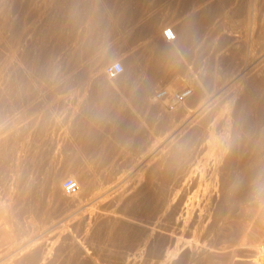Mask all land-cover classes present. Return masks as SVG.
<instances>
[{
  "label": "rangeland",
  "instance_id": "obj_1",
  "mask_svg": "<svg viewBox=\"0 0 264 264\" xmlns=\"http://www.w3.org/2000/svg\"><path fill=\"white\" fill-rule=\"evenodd\" d=\"M0 1L5 2L0 4V21H5L0 22V53H5L4 58L0 55V77L5 74L0 82V264H126L134 248L127 245L124 236H139L141 216L135 213L139 216L135 218L127 212L125 200L112 205L109 197L105 204H95L94 191L86 186L105 175L121 180L119 195L139 191L154 161L162 160L151 147L153 142L162 141L174 125L181 126L188 111L195 109L200 90L210 93L216 80H229L239 67L264 65V0ZM168 26L178 33L173 42L165 41L162 35ZM158 58L163 65H149ZM117 61L123 63L125 72L109 79L104 69ZM100 64L101 77L96 78ZM247 77L250 80L231 87L215 102L212 109L217 115L229 113L233 117L245 96L253 103L263 102L254 74ZM185 88L192 90L191 95L172 109L156 98L161 89L176 92ZM144 89L149 91L143 99ZM97 110L105 113L98 123L92 120ZM259 113L253 117L258 118ZM177 119L180 122L175 123ZM88 126L94 127L97 136L85 141ZM234 131L230 139H244ZM255 137L244 139V145L241 142V156L252 159L253 151L256 154L259 146L264 148V142L258 145ZM82 178L89 181L85 184ZM66 179L77 183L74 192L62 189ZM263 180L264 167L257 168L246 180L248 191L256 193L260 185L263 188ZM261 191L263 194L264 189ZM72 195L79 199L78 207L71 204ZM241 203L229 209L214 243L198 263L264 264V203ZM112 210L119 213L110 220L105 213ZM115 233L116 242L111 239Z\"/></svg>",
  "mask_w": 264,
  "mask_h": 264
},
{
  "label": "bare ground",
  "instance_id": "obj_2",
  "mask_svg": "<svg viewBox=\"0 0 264 264\" xmlns=\"http://www.w3.org/2000/svg\"><path fill=\"white\" fill-rule=\"evenodd\" d=\"M77 1H79V0H77ZM81 1L82 0H80V2ZM2 2L5 4L4 1H2ZM14 2H13V4H14ZM17 2H18V0H17ZM26 4H27V1H26ZM53 4L54 3H52V5ZM98 4L100 6L102 5L100 3H98ZM4 7H5V5H4ZM8 7H9V5H8ZM8 10H6V12ZM35 10H37V8ZM45 12H46V10H45ZM100 13H98V15ZM20 14H21V12H20ZM67 14H68V11H67ZM9 15H10V13H9ZM9 15H8V17H9ZM94 16L97 17V14L94 15V13H93V17ZM10 17H13V16L10 15ZM32 17H34V16H32ZM96 17H94V18H96ZM15 18H17V17H15ZM97 19H100V18H97ZM0 20H1V18H0ZM18 20H20V19H18ZM27 20H28V18H27ZM90 20H92V18H90ZM35 21H37V20H35ZM93 21L96 23L95 20H93ZM0 22L4 23L5 21L4 22L3 21H0ZM16 22H18V21H16ZM88 22H87V24H88ZM90 23H93V22H90ZM5 24L7 25V23H5ZM64 24H65V22H64ZM14 25H16V24H14ZM16 26H15V28H16ZM53 26H55V25H53ZM64 26H66V25H64ZM38 27H40V26H38ZM87 27H89V25H87ZM90 27H92V24H91ZM7 28H9V27H7ZM57 28L55 27V29H57ZM50 29H51V27H50ZM17 30H18V28H17ZM30 30H32V29H30ZM19 31H20V28H19L18 32ZM175 31H177V30H175ZM52 32H53V28H52ZM52 32H50V33L53 34ZM18 34H16V35H18ZM56 34H58V33H56ZM176 34L178 36V33L177 32H176ZM2 35L4 36V34H2ZM43 35H45V34H43ZM3 36H2V38H3ZM13 36H15V35L13 34ZM9 37H12V36L10 35ZM24 37H25V35H24ZM14 39H15V37H14ZM22 39H23V37H22ZM36 39H38V38H36ZM7 41H6V43H7ZM9 41H11V40H9ZM25 42H27V41H25ZM25 42L23 44H25ZM43 43H45V42H43ZM7 44H9V43H7ZM69 44H70V42H69ZM20 47H22V46L20 45ZM20 47H19V49H21ZM35 47L36 46H34V48ZM41 47H43V45ZM7 48H8V46H7ZM9 50H10V48L8 49V51ZM37 50H38V48H37ZM41 50H42V48H41ZM16 51H17V49H16ZM44 51L46 52L45 49H44ZM37 52L35 51L34 54H36ZM16 53H18V52H16ZM46 53H45V55H47V56H45L44 54H42V55H44L45 57H48V55H50V54H48V53L46 54ZM88 53L89 52H87V54ZM0 55H1V53H0ZM4 55H5V53H4ZM4 55H1V56H3V58H4ZM11 55H10V57H11ZM42 55H40V56H42ZM7 56H8V54H7ZM53 56H55V55H53ZM5 59H6V57H5ZM33 59H34V57H33ZM46 60L48 61L49 59H46ZM3 61H4V59H3ZM51 61H53V60H51ZM51 61H49V62L52 63ZM103 64L102 65L101 64L98 65V66H100V68L96 72L97 74L95 73V75H96L95 77L96 78H100L101 77L100 70H101V67L103 66ZM32 66H33V64H32ZM35 66L36 65H34V67ZM42 66H44V65H42ZM243 66H245V65H242L241 67H243ZM250 66H252L251 69H249L247 72H245ZM54 68H56V67H54ZM54 68H52V69H54ZM60 68H61V66H60ZM80 68H78V70ZM146 68H148V67H146ZM0 69H1V67H0ZM37 69H34V70H37ZM40 69H41V67H40ZM66 69H68V68H66ZM71 69H72V67H71ZM71 69L69 68V70H68L69 74L71 72L70 71ZM82 69H83V67L80 70H82ZM88 69H89V67H88ZM88 69H86V70H88ZM132 69L134 70L135 69V66ZM7 70H9V69H7ZM84 70H82V71L84 72ZM66 71H64V72H66ZM68 72L66 74H68ZM123 72H125V69L123 70ZM58 73H57V75H58ZM251 73H252V75L254 74V76H255V79H253L255 81V83H257L255 85H258L259 90L261 91V93L263 95L261 99L264 98V65H261V64L260 65H248V66H245V68H240L239 67V69L237 70L236 74H234L233 76H230L231 77L230 79L227 77L229 80L225 79V82H218L216 80L215 83L213 82L214 85H212L213 86V89L211 90V92L208 90L210 93H207V92H204V91H201V90H200V92L198 91L199 93L198 92L197 93L199 94V97L198 96L195 97L196 99H198L196 101L195 109L192 110V111H188V114L186 115V118H184L185 119L184 122H182L183 121L182 120L181 121L182 124L180 123L181 126H179V123H178V125H174L173 124L174 125L173 127H171L172 125H170L171 130L168 129L169 131L166 134H164L165 136L164 137L162 136L163 137V140L162 141L161 140H155L154 139L155 142H153V145L151 147L155 151L156 156L158 155V157H161L162 160L160 162H158V163L156 161L160 160V158L158 160L154 161L156 164L152 168L150 176H149V174H148L149 177L146 176L147 177V180H146V177L144 178L146 181L144 183H142V185L140 184L141 188H139V186H138L139 191H137L136 193L134 192L135 194L133 193L132 195L131 194L128 195V193L126 191L120 193V195L117 194L118 191H119V189H120V186L119 185L121 183V180H119V179L112 180L113 179L112 176H111L112 179L110 177H108V176L104 177L105 176L104 174H106V172H107V174H109L108 171H106L105 173L103 172V175H104L103 177L101 176V177L98 178V180L91 182L89 185L87 184L88 186H86V187H90L94 191V197H92V198H94L95 204H101L105 199H107L109 197L111 198V204L112 205H116L120 201L122 202V201L125 200L126 203L129 206V210H126V211L127 212L128 211H131V213L133 215L135 213H137L139 216H141V221H140L141 224H140V227H139V230H140L139 236H135V237L130 236L131 238L129 236H124L125 237V240L127 241L126 243H128L127 245L128 246L131 245V247L134 248V249H131L134 252L131 251L133 255L130 256L129 258H127L126 264H197L201 260L202 256L206 253V251L208 250V248L211 246V244L214 243V241L216 239L215 237H216V235H217V233L219 231V228L222 225V223L224 222V220L226 218V215L228 214V211H229V209H231V207H233V206L235 207L238 201L240 203L242 202L243 204L244 203H257V204L264 203V193L262 194V191H261L262 189H264V187L262 188L261 185H260L259 186V189H261V188L262 189L261 190L258 189V190L261 192V194L260 195H256L255 193H251V190H252L251 188H250L251 190L249 192L248 191V188H247L248 186H246V180L248 179V176L251 177V175L255 173V171L257 170V168L264 167V150H263L264 148H262V146H259L260 150L257 149L256 154L253 151L252 153H253L254 157L253 158L251 157L252 159H250V157L249 158H246L247 156L246 157L241 156V153H242V150H241V147H242L241 142H243L242 144L244 145V141H246L244 139L250 138L252 135L255 134L257 136V137H255V140L257 139V142L256 143H258V145H260L259 143H263L264 142V100H263V102L261 101L262 103H260V102L259 103H253V102H251V100L249 98H247L245 96L246 99L244 97V101L242 103H240V105L238 106V109L237 110L235 109L236 110V113L234 115H232L233 117H231V115H228L229 113L228 114H225L224 116L223 115H217V113H216L217 110H216V112H214L213 109H212L213 106H214V104H215V102H217L219 99H223V97L222 98H220V97L223 94L228 93V91L230 90L231 87H233V86L235 87L236 85H241L246 80H250V78L252 76L249 75L250 78L248 79L247 75L248 74H251ZM38 74H40V73H38ZM46 74L48 75V73H46ZM66 74L64 73V75H66ZM50 75H48V76H50ZM8 76H9V74H8ZM61 76H63V75H61ZM66 76H64V77H66ZM75 76H77V74H75ZM2 77H0V82L3 81V78ZM28 77H30V76H28ZM33 77H35V76H33ZM83 77H85V76H83ZM107 77H109V76H107ZM112 78H115V77H109V79H112ZM215 78H216V76H215ZM5 79H7V78H5ZM59 79H57V81H59ZM81 79H82V77H81ZM10 80H13V79H10ZM50 80H51V78H50ZM76 80L78 81V79H76ZM68 81H66V82L68 83ZM82 81H84V80L82 79ZM154 81H155V79H154ZM208 81L211 82V80H208ZM74 82H75V79H74ZM9 83H11V82H9ZM62 83H63V81H61V84ZM11 84H13V82ZM64 84H65V82H64ZM245 84H248V83H245ZM253 84H254V82H253ZM59 85H60V83H59ZM237 88H239V87H237ZM240 88H241V86H240ZM128 89H129V86H128ZM250 90H248V92ZM139 91H141V90H139ZM148 91H149V89H144L141 92V95L140 96H142V98L144 99L145 96L148 94ZM5 93H7V92H5ZM229 94L231 95L232 93H229ZM2 95H3V93H2ZM107 95H109V94H107ZM245 95H246V93H245ZM252 95L253 94H251V96ZM109 96H111V95H109ZM109 96L106 97V100H107V98ZM256 96H258V95H256ZM254 100H255V98H254ZM5 103H7V102L5 101ZM231 104H234V103L231 102ZM229 107H232V106H229ZM257 111L260 112L259 113L260 116L258 118H254L253 117V114L255 112H257ZM104 115H105V113L102 114V111H98L97 110V112L94 114L92 120L94 122H96V123L101 122L104 119ZM183 116L185 117V115H183ZM105 119H106V117H105ZM177 122H180V120L178 121V119H177V121H175V123H177ZM172 123H173V120H172ZM170 127H168V128H170ZM233 127L235 129L234 133L236 132V133L243 134V135H241V138L243 136L244 139H241L240 140L239 139L240 137H237L238 138L237 140H233L232 138L231 139L229 138L230 137L229 135L231 134L232 130H234ZM86 131H87V137H85L86 135L84 136L86 138L85 141H87V139L89 137L91 138L94 135H95V137L97 136L96 135L97 132L95 131L94 127H89L88 126V128L86 129ZM249 141H251V140H249ZM252 142H254L253 139H252ZM261 145H263V144H261ZM89 146L92 147V145H89ZM149 146H150V143H149ZM94 148H93V150H94ZM261 148H262L263 151L261 150ZM88 149L90 150V147H88ZM246 149H245V151H247ZM255 150H256V148H255ZM248 151H250V150H248ZM6 154H7V152H6ZM152 157H154V156L152 155ZM256 164H258V165H256ZM146 165H144V166H146ZM117 166H115V168ZM110 169H111V167H110ZM116 169H118V167ZM149 171H150V168H149ZM149 171L147 170V173H150ZM113 172H115V171H113ZM100 175H101V173H100ZM100 175H98V176H100ZM118 176H119V174H118ZM135 177H136V175H135ZM246 177H247V179L244 180V178H246ZM116 178H117V176H116ZM81 180L84 181V183L86 184V181L87 180L85 181L83 178ZM138 182H139V180H138ZM34 183H36V182H34ZM47 186H48V184H47ZM121 186H122V184H121ZM134 187H136V186H134ZM254 188H255V186H254ZM254 188H253V190H255ZM53 189H55V188H53ZM53 189H51V190H53ZM130 190H131V188H130ZM256 190H255V192H256ZM49 191H50V187H49ZM89 192H90V190H89ZM128 192H129V190H128ZM115 195L117 197H115ZM72 196L73 197H71V199L70 198H68V199H70L71 204H74L75 206H77L79 204V199L77 197H75L74 195H72ZM108 204L110 205V202ZM109 205H107V206H109ZM122 205H120V206H122ZM245 205H247V204H245ZM102 206H103V204H102ZM123 206H125V204ZM115 213H117V212H115V211L112 210L111 212L105 213L106 214L105 217L109 218L110 220H113L114 217H116ZM101 214H99V215H101ZM127 215L128 214H126L125 216H127ZM101 216H104V215H101ZM139 216H137V217H139ZM137 217H136V214H135V218H137ZM118 218H119V216H117V218H115V219H118ZM129 218H130V221H131V217H129ZM128 219L126 221H128ZM96 220H98V219L96 218ZM106 220L108 221V219H106ZM138 221H139V219H138ZM94 222H96V221H94ZM135 223H136V221H135ZM138 226L139 225L137 224V229H138ZM128 233L130 234V232H128ZM119 235H121V234H119ZM118 237H121V236H118ZM111 239L113 241H115V242L118 241L117 240V234L116 233L113 234L111 236ZM120 239H122V238H120ZM104 243H106V242H104ZM119 244H120V242H119ZM127 254H128V252H127ZM198 264H200V263H198Z\"/></svg>",
  "mask_w": 264,
  "mask_h": 264
},
{
  "label": "built area",
  "instance_id": "obj_3",
  "mask_svg": "<svg viewBox=\"0 0 264 264\" xmlns=\"http://www.w3.org/2000/svg\"><path fill=\"white\" fill-rule=\"evenodd\" d=\"M162 35L165 41L173 42L177 40V34L173 27H165L162 31ZM105 74L109 77H117L123 73L124 66L120 61L108 64L105 67ZM192 93L189 88L182 89L176 92H169L166 89H161L157 92L156 98L158 100L166 102L169 108H174L177 104L187 99ZM62 189L66 193H72L77 189V183L73 179H66L62 184Z\"/></svg>",
  "mask_w": 264,
  "mask_h": 264
},
{
  "label": "crops",
  "instance_id": "obj_4",
  "mask_svg": "<svg viewBox=\"0 0 264 264\" xmlns=\"http://www.w3.org/2000/svg\"><path fill=\"white\" fill-rule=\"evenodd\" d=\"M181 39L183 40V37H181ZM183 42V41H182ZM163 60L162 58H158L155 61H151L149 62V65H163Z\"/></svg>",
  "mask_w": 264,
  "mask_h": 264
},
{
  "label": "clouds",
  "instance_id": "obj_5",
  "mask_svg": "<svg viewBox=\"0 0 264 264\" xmlns=\"http://www.w3.org/2000/svg\"><path fill=\"white\" fill-rule=\"evenodd\" d=\"M256 195H260L261 192L259 190H257V192L255 193Z\"/></svg>",
  "mask_w": 264,
  "mask_h": 264
}]
</instances>
